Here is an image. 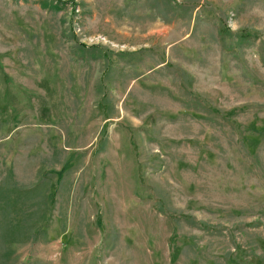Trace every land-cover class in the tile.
Returning <instances> with one entry per match:
<instances>
[{
    "label": "rangeland",
    "instance_id": "obj_1",
    "mask_svg": "<svg viewBox=\"0 0 264 264\" xmlns=\"http://www.w3.org/2000/svg\"><path fill=\"white\" fill-rule=\"evenodd\" d=\"M0 264H264V0H0Z\"/></svg>",
    "mask_w": 264,
    "mask_h": 264
}]
</instances>
